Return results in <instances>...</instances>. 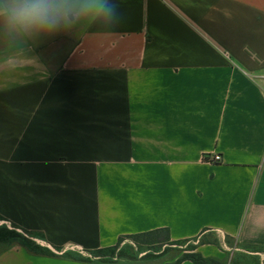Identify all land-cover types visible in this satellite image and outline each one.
I'll return each instance as SVG.
<instances>
[{
    "label": "crops",
    "instance_id": "1",
    "mask_svg": "<svg viewBox=\"0 0 264 264\" xmlns=\"http://www.w3.org/2000/svg\"><path fill=\"white\" fill-rule=\"evenodd\" d=\"M118 3L114 28L0 20V225L63 251L165 227L264 246V0ZM0 264L102 263L8 242Z\"/></svg>",
    "mask_w": 264,
    "mask_h": 264
},
{
    "label": "trees",
    "instance_id": "2",
    "mask_svg": "<svg viewBox=\"0 0 264 264\" xmlns=\"http://www.w3.org/2000/svg\"><path fill=\"white\" fill-rule=\"evenodd\" d=\"M4 219L5 218L0 215V220ZM205 231L206 229L194 238L181 240H172L170 237V231L166 227L121 235L114 245L92 250H84L83 252L88 254V256H85L79 250L63 251L62 246L52 245L51 248L41 245L36 241V238L45 239L41 232L22 228L12 222L10 228L3 224L0 225V243L16 242L23 246L30 254L63 257L76 261L98 262L102 264H117L119 259H147L169 251L174 245L189 244L187 248L184 249L185 252L171 264H180L183 260H191L197 264H220L216 258L204 257L201 253L196 251L199 245L218 244L217 240H207L205 238ZM125 240H129L134 244L135 250L132 248L131 253L126 252L125 248L122 246ZM244 247L264 250V246L260 245H244ZM140 253H143V255L140 258H137V254Z\"/></svg>",
    "mask_w": 264,
    "mask_h": 264
},
{
    "label": "clouds",
    "instance_id": "3",
    "mask_svg": "<svg viewBox=\"0 0 264 264\" xmlns=\"http://www.w3.org/2000/svg\"><path fill=\"white\" fill-rule=\"evenodd\" d=\"M118 0H0V20L9 35L37 37L71 30L81 21H121Z\"/></svg>",
    "mask_w": 264,
    "mask_h": 264
},
{
    "label": "rangeland",
    "instance_id": "4",
    "mask_svg": "<svg viewBox=\"0 0 264 264\" xmlns=\"http://www.w3.org/2000/svg\"><path fill=\"white\" fill-rule=\"evenodd\" d=\"M205 238L210 241L217 240L218 244L213 245L220 249L222 255L221 257H212L216 258L220 264H264L263 249L246 248L236 244L231 238L218 232H209ZM188 245L189 244L174 245L169 251L147 259H119L117 264H171L185 252L184 249L187 248ZM122 246L128 253H131L132 248L135 250L134 244L129 240H125ZM81 252L83 255L88 256L86 252ZM137 255V258H140L143 253Z\"/></svg>",
    "mask_w": 264,
    "mask_h": 264
},
{
    "label": "built area",
    "instance_id": "5",
    "mask_svg": "<svg viewBox=\"0 0 264 264\" xmlns=\"http://www.w3.org/2000/svg\"><path fill=\"white\" fill-rule=\"evenodd\" d=\"M204 159L211 162H218L221 159V156L218 153L206 154L204 155Z\"/></svg>",
    "mask_w": 264,
    "mask_h": 264
}]
</instances>
